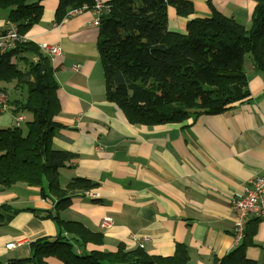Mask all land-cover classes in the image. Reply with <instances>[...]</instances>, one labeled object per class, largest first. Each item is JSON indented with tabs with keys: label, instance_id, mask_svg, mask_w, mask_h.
Here are the masks:
<instances>
[{
	"label": "crops",
	"instance_id": "1",
	"mask_svg": "<svg viewBox=\"0 0 264 264\" xmlns=\"http://www.w3.org/2000/svg\"><path fill=\"white\" fill-rule=\"evenodd\" d=\"M188 1L194 7L189 17L168 8L171 32L185 34L188 21L210 17L213 9L249 28L258 0ZM28 2H40L43 13L26 39L61 49V55L50 57L60 104L55 120L64 126L54 137L53 148L78 155L60 170L61 187L75 179L96 185L74 191L71 205L59 212L60 220L102 235L100 244L82 246L74 241L79 251L115 253L119 246L131 251L143 243L149 255L168 258L180 244L187 249V264H215L241 245L244 238L235 242L231 200L264 174V71L257 70L252 57L247 55L244 61L250 92L246 101L222 114L182 123L133 125L106 97L94 15L85 11L57 24L58 0ZM9 12L0 9V34L12 24ZM74 65L81 66L79 71L72 69ZM3 89L10 101L0 115V127L12 128L26 87L0 83ZM18 116L24 118L19 127L26 135L22 124L33 116L28 112ZM55 203V197L44 199L38 189L24 184L0 193V264L28 259L32 242L62 233L57 221L47 218ZM106 217L113 220L109 228L101 226ZM253 219L258 218L249 221ZM63 236L72 238L66 232ZM253 240L255 245L246 250L248 264H264V220L258 219ZM10 243L18 246L8 249ZM44 261L63 264L55 257Z\"/></svg>",
	"mask_w": 264,
	"mask_h": 264
},
{
	"label": "trees",
	"instance_id": "2",
	"mask_svg": "<svg viewBox=\"0 0 264 264\" xmlns=\"http://www.w3.org/2000/svg\"><path fill=\"white\" fill-rule=\"evenodd\" d=\"M58 1L57 24L69 17V11L93 4L92 0ZM107 5L110 9L100 19L98 39L106 97L133 125L182 123L200 115L222 114L250 97L246 56L264 71V0L257 1L249 28L213 9L210 17L188 21L185 34L169 30L168 8L189 17L194 7L188 0H109ZM0 9H10L9 22L21 37L13 49L0 52V83L26 87L25 101L14 115L33 116L26 123V135L17 126L0 129V193L24 184L38 189L44 199L55 197V210L47 218L63 229L56 238L32 242L30 258L8 264H46V257L63 264H187V249L180 244L168 258L151 256L140 247L127 251L124 246L115 253H77L74 241L82 246L100 244L102 235L60 220L59 212L71 205L74 191L96 185L85 179H75L65 188L60 184V170L78 155L53 148L54 137L64 127L55 120L60 104L54 68L39 45L25 40L27 31L40 23L43 7L28 0H0ZM257 222L249 221L242 244L215 264H248L246 250L255 245Z\"/></svg>",
	"mask_w": 264,
	"mask_h": 264
},
{
	"label": "built area",
	"instance_id": "3",
	"mask_svg": "<svg viewBox=\"0 0 264 264\" xmlns=\"http://www.w3.org/2000/svg\"><path fill=\"white\" fill-rule=\"evenodd\" d=\"M93 4L90 6L85 5L82 9L71 10L68 12L69 17L75 16L85 12L90 11L94 15L93 25L99 26L101 17L109 11L107 1L109 0H92ZM21 37L18 35L17 28L14 24H11L7 30L0 34V52H5L13 49L16 42L20 40ZM25 40H27L25 38ZM41 50L47 53L50 57H56L61 55V49L59 46L49 47L47 45H41ZM15 62V60H14ZM80 65H74L72 69L74 71H79ZM10 101L8 94L4 91H0V111L4 112L7 109V105ZM24 121L21 116L16 117V126L19 127ZM231 208L235 214V242L239 244L245 237L246 224L250 218H258L264 220V174L258 175L256 178L251 180L246 186L244 193L236 195L231 200ZM113 220L106 217L102 220L101 226L105 228L111 227ZM146 240V239H144ZM8 248L14 247V244L7 245ZM140 248L144 247L141 243ZM80 254V251L77 252Z\"/></svg>",
	"mask_w": 264,
	"mask_h": 264
},
{
	"label": "rangeland",
	"instance_id": "4",
	"mask_svg": "<svg viewBox=\"0 0 264 264\" xmlns=\"http://www.w3.org/2000/svg\"><path fill=\"white\" fill-rule=\"evenodd\" d=\"M19 67H21V68H23V65L22 64H19ZM22 92L20 91V94H21ZM4 117H6V116H4ZM25 127H26V123H24V124H22V129H24L25 130ZM1 129H3V128H8V127H5V126H3V127H0ZM10 244H12V243H10ZM14 244V247H12V248H8V249H13V248H15L16 246H18L17 244H15V243H13ZM9 245V244H8Z\"/></svg>",
	"mask_w": 264,
	"mask_h": 264
}]
</instances>
